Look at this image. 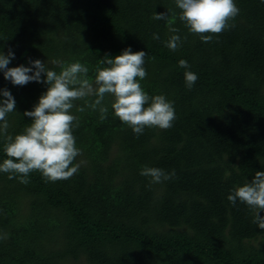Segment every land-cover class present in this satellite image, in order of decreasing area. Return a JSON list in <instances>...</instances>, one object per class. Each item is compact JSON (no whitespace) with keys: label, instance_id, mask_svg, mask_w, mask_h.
Segmentation results:
<instances>
[{"label":"trees","instance_id":"trees-1","mask_svg":"<svg viewBox=\"0 0 264 264\" xmlns=\"http://www.w3.org/2000/svg\"><path fill=\"white\" fill-rule=\"evenodd\" d=\"M234 2L235 26L204 43L179 21L175 0H0V52L15 55L8 67L39 59L59 72L52 60L78 61L91 78L106 55L145 51L141 86L174 102L176 114L171 128L137 136L114 116L110 96L103 121L74 107L73 177L46 182L33 172L24 185L0 173V234H8L0 264H264V229L227 200L264 171V0ZM166 12L177 14L178 33L153 19ZM171 35L182 40L175 52L164 46ZM185 71L198 76L191 90ZM3 89L16 102L7 117L14 137L47 85L14 86L0 71ZM3 144L0 136V163ZM144 166L175 177L149 186Z\"/></svg>","mask_w":264,"mask_h":264},{"label":"clouds","instance_id":"clouds-1","mask_svg":"<svg viewBox=\"0 0 264 264\" xmlns=\"http://www.w3.org/2000/svg\"><path fill=\"white\" fill-rule=\"evenodd\" d=\"M178 8V19L188 32L198 35L202 42L209 43L214 35L234 27L233 21L239 14L234 0H175ZM177 18L173 13H155L153 19L166 21L169 31L178 33L179 29L171 27ZM153 39L159 40L157 34ZM186 39V37H185ZM180 35H171L164 46L170 51H177L181 46ZM145 51L133 52L126 48L114 58L107 55L99 61L94 76L89 77V67L80 62L65 64L60 60H52L60 71L49 69L39 59L29 60V67L20 65L8 67L15 58L9 48L7 55L0 52V71L5 80L14 86H25L30 82L43 83L47 90L39 97L38 103L24 116L31 118V123L20 134L8 135V114L16 112V102L7 89L0 90V136L4 138L3 151L8 158L0 163V173L16 178L19 183H30L29 176L39 172L46 182L68 180L79 170L80 165L74 163L81 155L73 135L79 127V118L72 114L75 107L83 113L86 108L100 113L99 119L107 118L108 107L104 101L112 97L111 108L114 116L132 129L137 136L142 135L145 128L167 130L176 119L174 102L165 95L150 96L144 91L140 81L147 77L144 67ZM155 60V57H151ZM179 66L188 69L186 60H180ZM43 75V79H42ZM198 80L196 73L185 71L184 81L191 90ZM83 101L77 107L76 102ZM140 175L149 178V186L162 183L175 177V170L170 173L157 167H142ZM227 200L235 206L237 201L247 206L253 214L252 222L264 229V171L255 172L252 179L238 186L227 196ZM8 239V234H0V240Z\"/></svg>","mask_w":264,"mask_h":264}]
</instances>
